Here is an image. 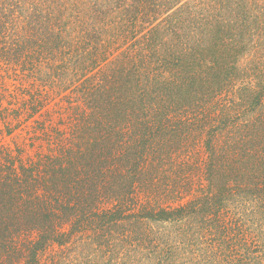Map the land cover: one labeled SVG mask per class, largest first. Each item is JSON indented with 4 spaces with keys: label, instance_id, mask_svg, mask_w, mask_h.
<instances>
[{
    "label": "trees",
    "instance_id": "obj_1",
    "mask_svg": "<svg viewBox=\"0 0 264 264\" xmlns=\"http://www.w3.org/2000/svg\"><path fill=\"white\" fill-rule=\"evenodd\" d=\"M49 247L264 264V0H0V264Z\"/></svg>",
    "mask_w": 264,
    "mask_h": 264
},
{
    "label": "rangeland",
    "instance_id": "obj_2",
    "mask_svg": "<svg viewBox=\"0 0 264 264\" xmlns=\"http://www.w3.org/2000/svg\"><path fill=\"white\" fill-rule=\"evenodd\" d=\"M17 140L19 138H16ZM14 140V139H13ZM12 140V145H14V142ZM201 139L198 138V141L195 140L188 144V146H181L183 150H174V158L175 163L172 166H168L166 168H162L160 172L162 174H166L168 178L174 180L177 176L180 175H189L195 180H198L199 175V168L197 166L200 165L201 160H203V149L200 142ZM184 147H187L186 149ZM194 172V174H193ZM161 183V182H159ZM172 196V195H171ZM179 195L176 193H173V197L169 199L174 204L176 199H179ZM185 198L181 199V201H184ZM52 249L53 247L46 248L43 251L39 252V259L40 263L42 264H49L52 258ZM59 254V253H58ZM101 258V257H99Z\"/></svg>",
    "mask_w": 264,
    "mask_h": 264
}]
</instances>
